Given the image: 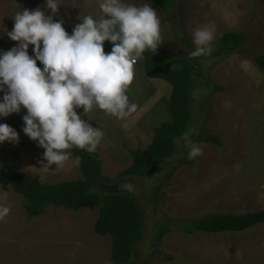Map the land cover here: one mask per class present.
Segmentation results:
<instances>
[{
    "label": "rangeland",
    "instance_id": "obj_1",
    "mask_svg": "<svg viewBox=\"0 0 264 264\" xmlns=\"http://www.w3.org/2000/svg\"><path fill=\"white\" fill-rule=\"evenodd\" d=\"M126 2L148 4L157 11L161 21L160 47L165 57L184 58L201 67L211 85L195 82L193 121L188 132L193 139L204 126L221 140L220 147L199 144L202 155L192 160L182 141L155 173L145 178H119L133 164L129 152L145 150L154 129L171 121V86L147 78L140 61L127 92L130 102L138 105L130 117L118 119L98 108L87 117L83 109H77L82 119L89 118L93 127L105 133L96 151L102 178L95 188L100 193L130 194L143 211L145 230L135 245L132 263L264 264V223L241 233L187 235L173 231L159 242L154 240L158 225L165 220H172L177 228L184 221L209 214L238 215L264 210V74L254 60L256 54H264V1L175 0V8L169 12L148 2ZM44 5L45 0H0V50H10L17 44L6 35L13 29L16 13ZM89 14L101 15L99 0H64L57 18L63 19L72 31L81 22L78 17ZM209 24L215 26L212 49L229 32H242L247 41L230 54L213 59L190 58L189 53L196 47L193 32ZM106 47L105 52H110L112 44ZM29 54L33 55L32 47ZM24 114L26 110L22 109L19 114L0 118V123L19 133L18 143L0 144V168L30 175L42 184L81 179L73 159L58 169L42 168L46 163L44 149L24 135ZM121 182L130 183L132 190L120 191ZM0 204L11 209L0 221V264H113L110 236L94 232L97 208L84 206L72 211L48 206L38 218L28 219L22 197L5 185H0Z\"/></svg>",
    "mask_w": 264,
    "mask_h": 264
},
{
    "label": "clouds",
    "instance_id": "obj_2",
    "mask_svg": "<svg viewBox=\"0 0 264 264\" xmlns=\"http://www.w3.org/2000/svg\"><path fill=\"white\" fill-rule=\"evenodd\" d=\"M64 0H45L43 8L23 10L14 16L6 33L16 46L0 50V118L23 115L22 131L44 149L45 171L61 168L73 159V148L95 153L105 133L83 115L95 108L118 119L130 117L138 105L127 95L135 78V65L146 51L161 41V21L150 5L136 6L126 0H99L101 15H84L71 34L57 13ZM196 46L189 57L211 54L215 26L203 25L192 34ZM110 42V52H105ZM32 47L33 55L29 54ZM37 62L43 67H38ZM187 149L188 159L202 155V147L185 132L173 142ZM18 143L19 133L0 123V144ZM74 163L79 165L81 157ZM129 168V167H128ZM120 191H131L121 182ZM0 204V221L10 213Z\"/></svg>",
    "mask_w": 264,
    "mask_h": 264
},
{
    "label": "trees",
    "instance_id": "obj_3",
    "mask_svg": "<svg viewBox=\"0 0 264 264\" xmlns=\"http://www.w3.org/2000/svg\"><path fill=\"white\" fill-rule=\"evenodd\" d=\"M133 1L151 3L165 12L175 8V0ZM64 27L71 34L72 31L65 24ZM246 41L247 37L242 32L226 33L211 54L199 57L213 59L221 54H230L233 50L242 47ZM105 45L109 46L111 43L105 42ZM254 60L264 74V54H256ZM139 61L142 63L141 71L147 78L159 79L171 86L168 98L171 121L163 122L154 129L152 141L145 150L137 149L129 152L133 157V164L120 173L119 178H145L156 172L159 164L176 151L178 145L173 142L174 138H180L192 125V91L195 82L200 81L207 87L211 85L200 66L190 64L184 58H167L163 55L160 46L156 52L146 50L138 58L137 64ZM37 66L43 67L39 62ZM192 140L198 144L221 146L220 138L209 133L204 126H200L199 133ZM71 152L73 160L76 156L81 157V163L77 165L82 174L81 179L42 184L30 175L9 173L0 168V185L9 186L14 193L22 197L23 208L28 219L38 218L48 206L63 207L72 211H79L84 206L97 208L98 218L94 224V232L102 237L110 236L113 264H133L131 259L136 254L135 245L140 243L145 230L143 211L130 194L97 191L95 187L102 178V168L96 152L89 154L77 148H73ZM176 168L174 167V170ZM263 223L264 210L238 215L209 214L184 221L178 224L177 228H174L172 220H165L164 224L158 225L154 240L159 242L165 234L173 231L187 235L201 232L241 233Z\"/></svg>",
    "mask_w": 264,
    "mask_h": 264
},
{
    "label": "built area",
    "instance_id": "obj_4",
    "mask_svg": "<svg viewBox=\"0 0 264 264\" xmlns=\"http://www.w3.org/2000/svg\"><path fill=\"white\" fill-rule=\"evenodd\" d=\"M136 64H137V62H136Z\"/></svg>",
    "mask_w": 264,
    "mask_h": 264
}]
</instances>
